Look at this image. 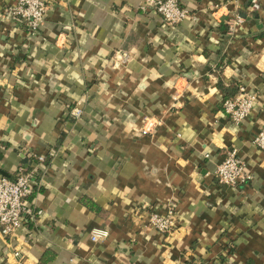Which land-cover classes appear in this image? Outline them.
Segmentation results:
<instances>
[{
    "label": "crops",
    "instance_id": "1",
    "mask_svg": "<svg viewBox=\"0 0 264 264\" xmlns=\"http://www.w3.org/2000/svg\"><path fill=\"white\" fill-rule=\"evenodd\" d=\"M11 2L0 0V176L44 156L33 196L44 212L10 238L0 231V264H264V151L253 142L264 0L258 11L184 0L195 19L171 27L143 0H48L32 38ZM235 14L245 23L231 29ZM239 84L259 98L236 125L222 103ZM232 147L249 176L236 187L215 177ZM171 206L170 235L141 213ZM95 228L110 234L93 242Z\"/></svg>",
    "mask_w": 264,
    "mask_h": 264
},
{
    "label": "built area",
    "instance_id": "2",
    "mask_svg": "<svg viewBox=\"0 0 264 264\" xmlns=\"http://www.w3.org/2000/svg\"><path fill=\"white\" fill-rule=\"evenodd\" d=\"M7 14L14 22L23 23L28 31L29 37L36 36L45 22L49 11L48 0H12L6 8ZM139 9L142 12L152 11L160 16L164 23L171 27L176 26L187 19H195L193 13L184 5V0H143ZM261 9V0H251V10ZM245 23V18L235 14L231 19L230 28ZM117 60L126 63L130 53L117 51ZM258 95L245 84L238 85V92L222 103V111L236 125L246 120L258 102ZM71 116L80 119L84 115L80 102H77L70 110ZM158 125V123H153ZM151 126H145L141 133L143 135L153 133ZM254 144L264 151V128L253 140ZM45 157H38L37 165L22 164L18 167L14 178L0 176V231L7 237H11L19 228L29 224L37 223L43 215V209L33 197L41 186L39 178V165L45 162ZM245 162L240 157L238 150L234 147L226 151L224 159L218 164L215 177L220 184L231 187L249 179L245 172ZM33 197V198H32ZM174 206L169 208L167 214L162 215L155 212L148 213L142 209V214L148 217L149 225L163 235H170L176 229L174 219ZM147 212V214H146ZM93 242L106 239L110 232L106 228H95L90 233ZM19 253H16L18 255Z\"/></svg>",
    "mask_w": 264,
    "mask_h": 264
},
{
    "label": "trees",
    "instance_id": "3",
    "mask_svg": "<svg viewBox=\"0 0 264 264\" xmlns=\"http://www.w3.org/2000/svg\"><path fill=\"white\" fill-rule=\"evenodd\" d=\"M234 95H232V96H228L227 98H229V97H233Z\"/></svg>",
    "mask_w": 264,
    "mask_h": 264
}]
</instances>
